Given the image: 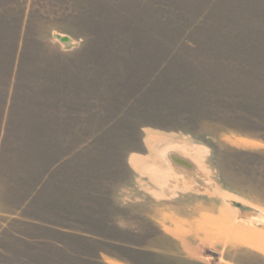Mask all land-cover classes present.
Here are the masks:
<instances>
[{
  "label": "rangeland",
  "instance_id": "1",
  "mask_svg": "<svg viewBox=\"0 0 264 264\" xmlns=\"http://www.w3.org/2000/svg\"><path fill=\"white\" fill-rule=\"evenodd\" d=\"M0 264H264V0H0Z\"/></svg>",
  "mask_w": 264,
  "mask_h": 264
},
{
  "label": "crops",
  "instance_id": "2",
  "mask_svg": "<svg viewBox=\"0 0 264 264\" xmlns=\"http://www.w3.org/2000/svg\"><path fill=\"white\" fill-rule=\"evenodd\" d=\"M68 83L69 84L71 83L70 84L71 86L69 87V91L73 90V92L69 93L70 96L68 98V101H69L68 102V108L72 109V107L77 104V107L74 108V109H77L76 113L73 114V115H75V120L74 121L76 123H78V122L82 123L83 122L84 125L82 127H84V130H85L86 127H90V125H91L89 123V122H91V117H90L91 116V112L89 111V109L91 107L90 106V101H91V98H92V96H90L91 93L88 94L86 86L85 85H81L80 81H68ZM72 94H73V98H72ZM99 98L100 99L102 98L101 94H100ZM104 98H106V96ZM81 115H83L84 117H79ZM76 116L78 118H76ZM70 118H71V116L68 117L69 120H70ZM60 121H61V119L59 118L58 119L59 124H57L54 127H60L61 126L60 125ZM69 125L70 124H69V121H68V123L65 126L69 127ZM78 126H79V124H78ZM51 127H53V126H51ZM104 256H106V255H104ZM103 261H104V259H103Z\"/></svg>",
  "mask_w": 264,
  "mask_h": 264
},
{
  "label": "bare ground",
  "instance_id": "3",
  "mask_svg": "<svg viewBox=\"0 0 264 264\" xmlns=\"http://www.w3.org/2000/svg\"><path fill=\"white\" fill-rule=\"evenodd\" d=\"M61 37H65V36H61ZM61 40V39H60ZM62 41V43H63V45L65 46V47H68V48H71V46H73L74 45V41L71 39V38H65L64 40H61ZM256 239V238H255Z\"/></svg>",
  "mask_w": 264,
  "mask_h": 264
}]
</instances>
